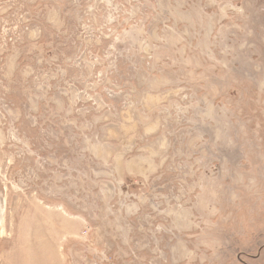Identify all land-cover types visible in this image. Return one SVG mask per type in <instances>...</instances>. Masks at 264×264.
<instances>
[{"label": "rangeland", "instance_id": "obj_1", "mask_svg": "<svg viewBox=\"0 0 264 264\" xmlns=\"http://www.w3.org/2000/svg\"><path fill=\"white\" fill-rule=\"evenodd\" d=\"M0 264H264V0H0Z\"/></svg>", "mask_w": 264, "mask_h": 264}, {"label": "bare ground", "instance_id": "obj_2", "mask_svg": "<svg viewBox=\"0 0 264 264\" xmlns=\"http://www.w3.org/2000/svg\"><path fill=\"white\" fill-rule=\"evenodd\" d=\"M6 207H7V198L0 196V226L2 224L1 221L3 220L4 215H5V213L3 212H4V209H6Z\"/></svg>", "mask_w": 264, "mask_h": 264}]
</instances>
